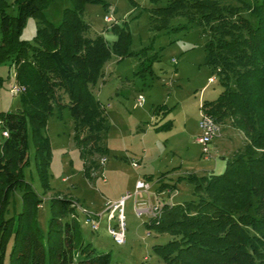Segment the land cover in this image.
I'll use <instances>...</instances> for the list:
<instances>
[{"label": "trees", "instance_id": "obj_1", "mask_svg": "<svg viewBox=\"0 0 264 264\" xmlns=\"http://www.w3.org/2000/svg\"><path fill=\"white\" fill-rule=\"evenodd\" d=\"M49 1L12 0L17 8L12 16L7 0H0V63L9 62L16 81L25 86L22 107L0 113L2 132H7L0 144V264L6 258L8 264H110L108 253H98L82 240L73 200L50 198L46 228L39 226L42 199L23 174L29 163L27 126H31L38 177L47 189L50 145L42 130L48 115L55 107L68 106L76 137L80 130L88 132L79 142L88 141L91 150L98 151L106 114L90 88L102 77L112 55L132 54L131 36L126 25L115 23L117 38L111 44L101 35H87L85 7L105 5L103 0H70L72 6L63 10L58 24L45 18ZM239 2L233 6L218 0H169L164 7L152 8L161 21L157 28L176 15H187L190 22L198 16L199 23L207 26V63L217 69L225 89L216 99L203 101L200 110L219 124L228 120L246 139L243 151L222 172L186 176L197 198L165 203L160 215L146 222L171 237L153 246L167 264H264V0ZM242 9L256 20L244 16ZM29 17L40 22L33 42L20 38ZM149 69L150 63L138 72ZM63 94L68 103L62 102ZM155 110L163 112V107ZM169 126L165 122L155 129ZM162 176L158 191L169 186ZM19 189L17 210L12 198Z\"/></svg>", "mask_w": 264, "mask_h": 264}, {"label": "rangeland", "instance_id": "obj_2", "mask_svg": "<svg viewBox=\"0 0 264 264\" xmlns=\"http://www.w3.org/2000/svg\"><path fill=\"white\" fill-rule=\"evenodd\" d=\"M168 1L103 0L105 5H86L83 18L89 24L87 35L91 38L101 35L111 44L117 38L112 24L126 25L132 54L123 58L112 55L103 66L102 77L91 85L106 114L98 151L91 150L92 143L88 141L85 145L79 142L88 132L80 130L76 137L75 120L68 106L55 107L48 115L42 130L50 145L47 189L38 177L31 126H27L29 163L23 174L42 199L37 212L39 226L46 228L50 198L73 200L82 240L90 243L96 252L108 253L110 264H167L153 246L164 244L171 237L147 227L149 217L136 215L135 202H156L161 175L169 184L161 191L169 189L173 193L172 204L197 198L194 184L186 176L222 172L246 143L242 132L235 130L228 120L218 123L220 135L210 147L209 159H204L195 142L200 133V107L203 101L216 99L225 86L219 80L217 69L207 63V26L199 23L197 15L191 22L187 15H176L166 26L157 28L161 21L152 8L164 7ZM218 1L223 5H240L239 0ZM243 1L257 3L259 0ZM7 2V12L15 16L16 5L12 0ZM71 6L70 0H50L44 8L45 18L58 24L63 10ZM241 13L256 20L244 9ZM106 16H111L113 21L107 22ZM39 23L38 18L29 17L20 38L33 42ZM141 63H150V69L138 72L143 66ZM15 81L14 67L9 62L0 63V113L22 107L21 94L10 91ZM139 95L144 100L142 105L137 103ZM62 102L68 103L66 94ZM157 107H163V112L156 111ZM165 122L170 124L168 128L155 129ZM2 131L0 123V144L5 139ZM102 158L105 162L101 165ZM138 180L146 182L149 190L125 201L126 241L118 245L108 233L104 212L111 202L127 192L133 193ZM21 193L22 190H17L12 198L17 210L21 208ZM159 198L161 202L169 199L166 194ZM83 210L98 214L97 230L85 222ZM115 221L116 218L111 224ZM4 264H8L7 258Z\"/></svg>", "mask_w": 264, "mask_h": 264}, {"label": "built area", "instance_id": "obj_3", "mask_svg": "<svg viewBox=\"0 0 264 264\" xmlns=\"http://www.w3.org/2000/svg\"><path fill=\"white\" fill-rule=\"evenodd\" d=\"M105 20L107 22L113 21L111 16H106ZM173 62H175V60H173ZM10 91L14 94H22L25 91V86L15 81V83L12 84ZM143 101H144L143 97L139 95L137 97V103L139 105H142ZM199 128H200V133L196 136L195 142L200 146V150L204 159L208 160L211 152L210 147L213 141L220 135V126L214 120V118H212L205 111L201 110V119L199 121ZM2 133L4 136H7V132H2ZM104 162H105V158H102L100 161L101 165ZM147 190H149V186L147 185V183L142 180H138L135 184V191L133 193L127 192L125 195L121 196L119 200L108 204V207L104 212V214H106V219H107V230L116 244L121 245L124 244L126 241L125 217H124L125 201L128 198L132 196H138V194H141V192L143 193ZM162 194H166L167 198H169L166 199V202L160 201L159 197ZM171 194L173 193L169 189H166L164 191H160L159 193L156 192L155 203L136 201L135 202L136 215L138 217L148 216L149 219L159 216L163 204L165 203L172 204L171 199L173 195ZM82 212L85 216V222L88 223L93 230H97L98 214L86 210H83ZM114 218H116L115 224H111V221ZM146 235H150V233L147 232Z\"/></svg>", "mask_w": 264, "mask_h": 264}, {"label": "crops", "instance_id": "obj_4", "mask_svg": "<svg viewBox=\"0 0 264 264\" xmlns=\"http://www.w3.org/2000/svg\"><path fill=\"white\" fill-rule=\"evenodd\" d=\"M232 129H234V128H232ZM235 130H237V129H235ZM239 131V130H238ZM245 138V137H244Z\"/></svg>", "mask_w": 264, "mask_h": 264}]
</instances>
